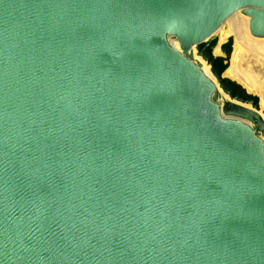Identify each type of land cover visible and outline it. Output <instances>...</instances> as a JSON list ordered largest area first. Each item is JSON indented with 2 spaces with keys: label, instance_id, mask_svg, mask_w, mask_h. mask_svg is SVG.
Instances as JSON below:
<instances>
[{
  "label": "water",
  "instance_id": "obj_1",
  "mask_svg": "<svg viewBox=\"0 0 264 264\" xmlns=\"http://www.w3.org/2000/svg\"><path fill=\"white\" fill-rule=\"evenodd\" d=\"M240 11L264 38V0H0V264H264Z\"/></svg>",
  "mask_w": 264,
  "mask_h": 264
},
{
  "label": "rangeland",
  "instance_id": "obj_2",
  "mask_svg": "<svg viewBox=\"0 0 264 264\" xmlns=\"http://www.w3.org/2000/svg\"><path fill=\"white\" fill-rule=\"evenodd\" d=\"M242 20L244 19L249 26V17L245 15L242 11L237 12L234 14L224 25L221 27V29L216 33L215 39L218 40V45L215 47L213 50L214 54H226L224 53V45H230L231 44V52L229 56V62H228V67L224 72V75L230 77L231 79L237 80L240 82L248 91L252 92L254 95H256L259 99V106L260 108H252L251 105H247V108L250 107L249 109H255L260 115H262L264 119V94L257 88H253L247 83L241 76H237V74L232 72L234 67L238 66V69L240 71H247L253 69L256 75L260 78L261 82H264V58L262 56H257L256 54H251L250 52L245 51V49L242 48V43L240 44V40L238 38L237 33L234 32L233 30V24L232 20ZM230 21V22H229ZM229 25V27H228ZM248 34L250 35L251 39L259 42H263L264 38H257L251 35L249 32V29L247 30ZM237 36V37H235ZM223 43V44H222ZM222 44V45H221ZM241 45V46H240ZM241 48V49H240ZM222 49V50H221ZM194 56L195 60L201 64V66L205 69V72L211 76L213 79V70L212 67L209 65V63L198 54L197 48L194 49ZM219 56V55H218ZM222 56V55H221ZM236 63V64H235ZM239 63V65H238ZM236 65V66H235ZM210 72V73H209ZM213 74V75H212ZM262 75V77H261ZM215 76V75H214ZM215 80L219 83V80L217 77H215ZM221 86V85H220ZM264 90V86H263ZM221 91L225 93V91L221 88ZM222 100L221 102L224 103V106L226 107L227 105V100L231 99L228 95H225L221 97ZM254 126L259 130L261 134L264 135V131H262L258 125L257 122L254 123Z\"/></svg>",
  "mask_w": 264,
  "mask_h": 264
},
{
  "label": "bare ground",
  "instance_id": "obj_3",
  "mask_svg": "<svg viewBox=\"0 0 264 264\" xmlns=\"http://www.w3.org/2000/svg\"><path fill=\"white\" fill-rule=\"evenodd\" d=\"M232 24H233L232 28L234 29L233 31L237 33L236 35H238V38L240 40V44L242 43V48L245 49V51L250 52L251 54H256L257 56L260 55L264 58V41L259 42V41H255V40L251 39L250 35L247 32V30L249 29V26L247 25L246 21L244 19L239 20V21L236 19H233ZM228 27H229V25H228ZM235 37H237V36H235ZM175 45H177L176 42H175ZM238 65H239V63H238ZM204 71H205V69H204ZM232 72H234V75L236 73L237 76H241V78H243L247 83H249V85L251 87L259 89L264 94V90H263L264 82L263 81L261 82L260 78L256 75V73L254 72L253 69L247 70V71H245V70L240 71L238 69V66H237V67L233 68ZM213 77L215 79L214 75H213ZM261 77H262V75H261ZM233 85H234V83H233ZM229 86H230V84H229ZM237 87H239V86H237ZM234 91H235V89H234ZM232 94H234V93L232 92ZM256 101H257V99H256Z\"/></svg>",
  "mask_w": 264,
  "mask_h": 264
},
{
  "label": "trees",
  "instance_id": "obj_4",
  "mask_svg": "<svg viewBox=\"0 0 264 264\" xmlns=\"http://www.w3.org/2000/svg\"><path fill=\"white\" fill-rule=\"evenodd\" d=\"M217 41L218 40H215L213 42V44L214 45L217 44ZM225 51H229V45L228 44L225 46ZM216 60L217 61H221L220 58L216 59ZM226 68H227V66H225L224 70H226ZM222 72L223 71L217 72V75L220 76L222 74ZM222 82H223L224 85H227V86H229V84H230V86H232L233 83H234V85L232 87L237 89L238 93L234 92V94L232 95L233 98L239 99V100L244 101V102L252 103V104H254L255 107L259 105V99L258 98H250V97L242 95L243 88L238 83L233 82V81H229L228 82V81H225V80L222 81ZM237 86H239V87H237ZM231 94H232V92H231ZM256 99H257V101H256ZM225 110H226L227 113H238V114H242V115H245L247 117H250L254 122L258 123V125H259L261 130H264V119L256 111L248 109V108H243V107L235 105V104L226 105Z\"/></svg>",
  "mask_w": 264,
  "mask_h": 264
},
{
  "label": "flooded vegetation",
  "instance_id": "obj_5",
  "mask_svg": "<svg viewBox=\"0 0 264 264\" xmlns=\"http://www.w3.org/2000/svg\"><path fill=\"white\" fill-rule=\"evenodd\" d=\"M225 46H226V45H224V48H225ZM225 88H226L227 91H228V92H227V91L224 89V87H223L222 89L226 92L225 94L228 95L229 97L231 96V97H232V98L230 97L231 99H234L233 96H232L233 94H231V92H233V93H234V92H235V93H238L237 89L233 88L232 86H225ZM228 88H229V89H228ZM234 89H235V91H234ZM229 90H230L231 92H230ZM234 100L239 101V103H238V102H237V103L231 102V103H233V104H235V105H238V106H241V107H243V108H247V106L242 105V104L240 103L241 100L236 99V98H235ZM246 103H247V104H252V103H248V102H246ZM248 109H249V108H248ZM252 110L256 111L255 109H252ZM256 112H257V111H256ZM257 113H258V112H257ZM262 131H264V130H262Z\"/></svg>",
  "mask_w": 264,
  "mask_h": 264
},
{
  "label": "crops",
  "instance_id": "obj_6",
  "mask_svg": "<svg viewBox=\"0 0 264 264\" xmlns=\"http://www.w3.org/2000/svg\"><path fill=\"white\" fill-rule=\"evenodd\" d=\"M223 44V43H222ZM221 44V45H222ZM217 45H218V42H217V44H216V46L215 47H217ZM216 56L217 55H223L222 53H220V54H215ZM225 94V93H224ZM226 95V94H225ZM231 102H234V103H239V101H237V100H234V99H228L227 100V105H230V104H233V103H231ZM241 103V102H240ZM242 105H245V106H247V105H251L252 106V108H257V107H255L253 104H244V103H241ZM248 108H250V107H248ZM252 110V109H251ZM262 116V115H261Z\"/></svg>",
  "mask_w": 264,
  "mask_h": 264
}]
</instances>
